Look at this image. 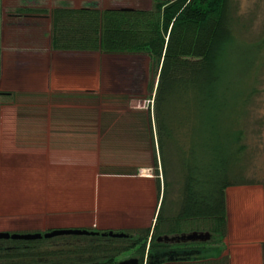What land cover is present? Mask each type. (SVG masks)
Returning a JSON list of instances; mask_svg holds the SVG:
<instances>
[{
  "label": "trees",
  "instance_id": "1",
  "mask_svg": "<svg viewBox=\"0 0 264 264\" xmlns=\"http://www.w3.org/2000/svg\"><path fill=\"white\" fill-rule=\"evenodd\" d=\"M36 11L50 17L55 51L150 56L155 73L151 106L143 118L159 204L153 225L114 230L126 233L123 237L86 228L99 233L0 239V264H118L130 252L138 264H229L227 192L256 183L246 173L252 160L251 107L258 94L233 87L227 79L229 47L243 27L234 0H155L149 9L66 5ZM1 51L0 45V64ZM261 183L264 190V179ZM193 231H208L211 238L158 240Z\"/></svg>",
  "mask_w": 264,
  "mask_h": 264
},
{
  "label": "rangeland",
  "instance_id": "2",
  "mask_svg": "<svg viewBox=\"0 0 264 264\" xmlns=\"http://www.w3.org/2000/svg\"><path fill=\"white\" fill-rule=\"evenodd\" d=\"M154 1L1 0L0 92L3 94L0 95V115L2 113L4 119L9 120L4 123L6 131L15 126L22 127L21 124L14 126L10 121L13 116L47 118L61 115L58 118H66L69 131L82 135V139H75L73 134L65 142V155L60 153L63 141L58 139H32L21 135L14 141L0 140L2 171L10 165L19 175L14 176L12 182L8 181V200H19L22 204L26 199L24 188L31 191L26 179H33L34 175L41 183L48 181L51 191L55 188L61 194L77 193L79 185L67 187L63 182L73 173L79 174L73 177L83 178V181L88 179L85 193L88 201L92 192L95 196L97 184L106 181L109 186L106 198L113 202L107 204L104 213L113 218L127 214L126 219L131 221L122 229L103 230H128L154 224L159 202L152 147L143 118L151 106L149 87L155 73L150 56L146 53L55 51L50 46V17L36 11L66 5L149 9ZM234 2L243 27H240L238 41L229 47L227 79L233 87L258 91L251 107L248 143L252 160L246 173L256 183L228 189L226 253L229 264H264V190L261 183L264 179V0ZM48 83L57 87L80 84L86 90L21 93L32 85L42 89ZM36 95L40 98L51 95L56 103L63 101L64 105L55 108L43 103L32 107L40 101ZM79 118H86L87 123H78ZM47 147L55 154L37 156L38 148ZM33 167L34 171L31 170ZM7 172L0 171V181H6ZM13 188H19V192H12ZM80 189L82 191L83 186ZM88 207L94 211L96 205L93 203ZM133 223L136 225L131 226ZM127 257L136 258L130 252L120 259Z\"/></svg>",
  "mask_w": 264,
  "mask_h": 264
},
{
  "label": "crops",
  "instance_id": "3",
  "mask_svg": "<svg viewBox=\"0 0 264 264\" xmlns=\"http://www.w3.org/2000/svg\"><path fill=\"white\" fill-rule=\"evenodd\" d=\"M37 85H32L30 89L28 90H22L21 93H45L49 94L50 92H56V91H85V86H82L80 84H72V85H66V86H56V84H47L44 86V88L41 89V87H36ZM21 90V89H20ZM13 92V91H12ZM17 92V91H16ZM37 99H40V101L36 102V105L32 107H38L39 105L45 103L48 105V107H57L61 108L64 103L63 101H57V103L53 100V96L51 95H45L44 98H40L39 95L35 96ZM47 99V102L44 100ZM61 106V107H60ZM36 112V111H35ZM61 115L57 117H50L47 118H41L40 116H28V117H12L10 121L16 125H22V127H12L8 131H6V127L4 126V123H8L9 120L4 119L2 113L0 115V139L1 140H16L19 136H26L27 138L32 139H42V140H50V139H58L63 141L62 142V150H60V153H65V142L72 138V135H76L75 139H82L81 133H79V136L77 135L78 132L69 131V124L66 120V118H58ZM57 118V119H56ZM79 118L77 121L80 124L87 123L86 118ZM75 121V125L77 124ZM68 126V128H67ZM71 126V125H70ZM5 129V130H4ZM86 136V135H85ZM2 143H0L1 146ZM14 149H17V147H14V144H11ZM51 147L50 145H48ZM49 147L46 149L44 148H38L36 150L37 156L43 155L50 157L51 155H54L55 152L51 153V150ZM1 148V147H0ZM60 149V148H59ZM41 162L38 164L40 165ZM36 165V164H35ZM2 155H0V171H8L5 174L6 181H0V231H10V232H46L53 229H60V228H96V229H122L123 226L126 225V223H131V221L127 220V214L124 216H120L117 218H113L108 214L107 212L104 213V208L107 206V204H111L113 202H108L109 198H106V193L109 191V186H107L108 183L103 182L97 184V192L95 196L91 195V200L88 201L86 198V192H87V182L88 179L83 181V178L73 177L78 176L77 174L72 173V175L69 176V178L65 179L63 182L67 187H72L74 184L79 185L76 189L79 188L77 193H73L68 191L67 193L61 194L60 191L56 190L55 188L50 190L48 187L49 183L47 182H40L38 177L34 175L35 177L27 178L26 182H28L31 187V191L26 190L24 188V194L26 195V199L23 201L22 204L19 203V200H8L9 197V183L8 181H13L14 176H19L17 174V171H15V167H10L9 169L5 170L3 168L2 171ZM50 166V165H48ZM84 169H86L84 167ZM32 171L35 170V168H31ZM39 171L38 169H36ZM15 171V172H14ZM82 171V167L80 169ZM22 175H20L21 177ZM72 176V177H71ZM22 180L24 179L21 177ZM20 178V179H21ZM42 178V176H41ZM75 181L73 182V179ZM4 179V176H3ZM98 179V178H97ZM24 181V180H23ZM97 181V180H96ZM99 181V180H98ZM25 182V181H24ZM84 182L86 187L84 186ZM54 184V183H53ZM93 184H91L92 187ZM81 186H83V190L81 191ZM54 187V185H53ZM12 192L17 190L19 192V188H13L11 189ZM23 192V191H22ZM94 197V198H93ZM62 200V201H61ZM76 201V202H74ZM95 203L96 207L93 211V208H89L88 206L93 205ZM106 204V205H105ZM125 204V203H124ZM3 209V210H2ZM92 210L88 212L87 210ZM111 209V208H110ZM109 209V210H110ZM108 210V209H107ZM7 211V212H3ZM103 211L102 213H100ZM111 211V210H110ZM123 211V210H122ZM125 211V208H124ZM136 223H133L131 226H135Z\"/></svg>",
  "mask_w": 264,
  "mask_h": 264
},
{
  "label": "water",
  "instance_id": "4",
  "mask_svg": "<svg viewBox=\"0 0 264 264\" xmlns=\"http://www.w3.org/2000/svg\"><path fill=\"white\" fill-rule=\"evenodd\" d=\"M89 233H96L98 234L99 231H90L86 228H60V229H53L44 233L41 232H10V231H0V239H20V240H34V239H41V238H50L58 235H66V234H73V235H83ZM110 236L114 237H123L126 236L124 232H115L114 230L108 231ZM211 238V234L208 231H193L190 233H183L176 236H160L158 238L159 241L165 242H179V241H208ZM118 264H138L137 258H128L123 259L118 262Z\"/></svg>",
  "mask_w": 264,
  "mask_h": 264
},
{
  "label": "flooded vegetation",
  "instance_id": "5",
  "mask_svg": "<svg viewBox=\"0 0 264 264\" xmlns=\"http://www.w3.org/2000/svg\"><path fill=\"white\" fill-rule=\"evenodd\" d=\"M0 2H1V0H0ZM0 7H1V3H0ZM109 8L129 9L132 7H109ZM104 9H106V8H104Z\"/></svg>",
  "mask_w": 264,
  "mask_h": 264
}]
</instances>
